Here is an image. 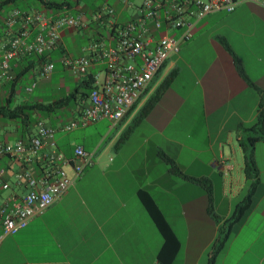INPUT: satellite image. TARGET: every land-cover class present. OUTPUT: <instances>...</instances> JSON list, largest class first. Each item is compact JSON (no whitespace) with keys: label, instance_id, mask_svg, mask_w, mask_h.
<instances>
[{"label":"crops","instance_id":"1","mask_svg":"<svg viewBox=\"0 0 264 264\" xmlns=\"http://www.w3.org/2000/svg\"><path fill=\"white\" fill-rule=\"evenodd\" d=\"M16 2H23L21 10H36L26 0L6 5ZM67 4L70 14L79 9L76 1ZM2 27L1 21L0 43L4 39ZM206 29L210 34L205 35ZM73 31L61 32L59 46L48 57L54 64L53 73L41 78L43 85L54 79L58 97L45 103L31 102L47 104L71 97L67 106L54 111L52 124L45 122L52 128L79 120V110L86 100L82 82L98 69L92 65L86 76H78L62 67L63 55L76 58L62 43ZM81 31L89 32L90 41L105 35L92 24ZM218 38L225 41L231 54ZM233 56L247 80L264 90L263 7L242 2L231 13H212L198 20L191 38L181 43L178 53L171 57L179 67L171 58L168 65L164 64V77L176 69L173 81L117 147L136 110L155 88L150 87L151 83L134 110L116 124L100 120L55 133L60 152L69 157L73 146L80 145L92 154V164L40 216L1 241L0 264H205L208 249L218 235L215 230L234 205L248 195V184L253 182L246 181L242 174L243 154L237 139L243 138V128L254 122L259 95L237 74ZM9 66L17 68L13 60ZM3 84L0 80V98L4 96ZM14 130L5 136L15 134V140L18 137ZM257 151L264 158L262 142L254 144L252 153L256 168L252 205L231 229L214 264H264V167H257ZM162 156L170 158L189 177L205 178L211 186L221 183L217 196L211 192L217 222L206 213L208 199L204 191L169 174ZM67 173L71 175L69 170ZM225 184L227 196L222 190ZM244 187L248 192L239 198ZM161 221L178 243L173 257L172 241L159 254L164 240L158 229ZM189 244L197 248L191 249Z\"/></svg>","mask_w":264,"mask_h":264},{"label":"built area","instance_id":"2","mask_svg":"<svg viewBox=\"0 0 264 264\" xmlns=\"http://www.w3.org/2000/svg\"><path fill=\"white\" fill-rule=\"evenodd\" d=\"M66 1L77 2L55 0L61 6L56 10L12 9L2 19L0 80L4 82L13 78L10 61L50 53L59 46L60 34L65 30L92 24L105 35L82 47L79 57L63 55L60 60L65 70L78 76H86L92 65L98 68L90 76L91 88L78 121L52 128L33 113L32 131L27 135L12 142L0 139V243L40 216L92 164V154L80 145L73 146L69 157L60 152L55 133L100 120L116 124L140 102L162 65L178 53L180 44L191 38L198 20L212 13H231L242 2L264 8V0H116L120 10L102 5L86 16L80 9L70 14ZM128 9L129 14L123 17ZM53 70L54 64L44 57L30 71L41 79ZM34 85L24 91L31 92Z\"/></svg>","mask_w":264,"mask_h":264},{"label":"trees","instance_id":"3","mask_svg":"<svg viewBox=\"0 0 264 264\" xmlns=\"http://www.w3.org/2000/svg\"><path fill=\"white\" fill-rule=\"evenodd\" d=\"M14 0H3L0 2V9L3 5H6L9 2ZM40 8L41 9H52L56 10L61 8L60 5H57L55 2H49L45 4L42 0H39ZM67 1L65 2V6H67ZM218 42L220 45L231 54V51L225 41L221 38H218ZM52 52V51H51ZM50 52V53H51ZM50 53L44 54L42 56H25L18 59H14L13 62L17 64V68H10L11 73L14 75L12 80L4 82L2 89L4 91V96L0 98V117L4 118L8 121H13L18 126H15V132L18 138H22L29 133V130L32 127L34 122L33 113L37 116H41V114H51L54 111L67 106L71 97H63L60 99H56L51 101L47 104H34V103H27V102H20L15 104L14 103V96L16 91V84L18 83L19 79L23 77V75L28 72L29 70L33 69L34 64L39 62L44 57H49ZM233 64L237 74L240 78L250 87H252L259 95V100L257 103L256 108V116L254 122L248 126L243 128V132L245 133L243 138L237 139V144L240 147L242 154H243V167H242V174L244 179L249 182V193L239 202H237L230 215L222 221L220 231L218 232L217 237L214 239L212 244L210 245L208 252L206 254V262L205 264H214L216 255L222 249L224 242L227 239L228 234L230 233L231 229L238 225L244 217L247 215L251 205V189L255 186V178H256V168L254 165L252 153L254 144L257 142H262L264 144V90L257 89L250 83L244 75L240 64L238 63L237 59L233 56ZM164 67V64L161 68ZM176 75V69L173 68L169 70V72L165 75V77L155 86L153 91L148 95L145 101L139 106L136 110L135 114L133 115L130 125L127 127L125 132L119 137L117 140L115 147L121 144L127 136L132 132V130L148 115V113L152 110L155 104L159 101L162 94L167 90L171 82L173 81ZM82 85L86 91V95L91 88V78L87 76L86 80L82 82ZM148 89V88H147ZM147 89L145 90L144 94L146 93ZM143 94V95H144ZM136 105V104H135ZM135 105L125 114L129 115L135 108ZM166 165H167V172L171 175L177 176L184 180L194 183L195 185L199 186L207 196L208 205L206 208V213L211 217V219L217 222V217L213 214L212 207H211V192L212 186L210 182L205 178H192L185 174H183L179 168L175 165V163L168 157L162 156ZM158 229L160 230L164 240L162 243L161 251L163 249H167L169 245L167 242H173V247H171V257H173L177 250H178V243L172 238L171 232L165 227L164 223H158Z\"/></svg>","mask_w":264,"mask_h":264},{"label":"rangeland","instance_id":"4","mask_svg":"<svg viewBox=\"0 0 264 264\" xmlns=\"http://www.w3.org/2000/svg\"><path fill=\"white\" fill-rule=\"evenodd\" d=\"M2 0H0L1 2ZM130 2L137 3L140 0H129ZM26 3L31 4L33 8L36 10H41L40 4L37 0H26ZM77 5L79 9L84 12V14L87 16L92 10L95 8L102 6V5H109L112 6L114 9L118 10L119 5L116 3V0H77ZM12 9H24L23 2H16L13 4H8V5H3L2 8L0 9V22L2 21L3 17ZM129 9L126 10V12H123V17H125L127 14H129ZM82 29L75 30L71 35L65 36L62 39L63 47L66 49V51L69 53V55L73 57H77L81 55V48L85 47L89 42H90V34L89 32H84L81 31ZM102 31V30H100ZM205 35L210 34V30L206 29L205 30ZM0 34H1V28H0ZM169 61V60H168ZM167 61V65H168ZM171 62H174V58L170 59ZM176 66L179 67V64L177 62H174ZM58 66L55 67L56 70H58ZM165 73V68H163L161 71H159L158 75L154 80L151 82L150 87L154 88L164 77ZM42 80L39 79L37 76H34L31 71H29L27 74H25L23 77H21L16 84V100L15 104L22 102V100H26L28 103L31 102H46L50 100L52 97H58V91L55 90L54 87V79L50 81V83L43 85ZM34 83V87L32 88L31 92L26 93L24 91L25 88L29 87ZM39 117V116H38ZM40 118L44 120L46 123L52 124L54 119H55V113L51 114H41ZM15 126H18L13 121H8L4 118L0 117V139L4 138L8 142H12L13 139L15 138V134H8L6 137L5 135L7 133H10ZM98 127V126H95ZM6 137V138H5ZM263 146V145H261ZM260 152L257 151L256 153V164L258 168H263L264 167V158L260 156ZM221 183L217 184L214 182L212 184V191L214 192V195L217 196L219 189H221ZM224 189V193L227 196L228 195V184H225V187H222V190ZM248 192V188L244 187L241 191V195L239 198L242 196H245ZM238 198V199H239ZM237 200V199H236ZM234 200V201H236ZM233 201V202H234ZM220 226H218V229L215 230V234L220 231ZM189 247L194 248L195 246H192L191 244L188 245ZM195 247L194 249H196Z\"/></svg>","mask_w":264,"mask_h":264}]
</instances>
